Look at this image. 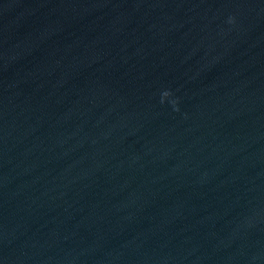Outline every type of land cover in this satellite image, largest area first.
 <instances>
[{
    "label": "water",
    "instance_id": "95a60500",
    "mask_svg": "<svg viewBox=\"0 0 264 264\" xmlns=\"http://www.w3.org/2000/svg\"><path fill=\"white\" fill-rule=\"evenodd\" d=\"M0 264H264V0H0Z\"/></svg>",
    "mask_w": 264,
    "mask_h": 264
},
{
    "label": "clouds",
    "instance_id": "9594fccd",
    "mask_svg": "<svg viewBox=\"0 0 264 264\" xmlns=\"http://www.w3.org/2000/svg\"><path fill=\"white\" fill-rule=\"evenodd\" d=\"M164 95H165V96H167V95H168V93H167V92H165V93H164Z\"/></svg>",
    "mask_w": 264,
    "mask_h": 264
}]
</instances>
